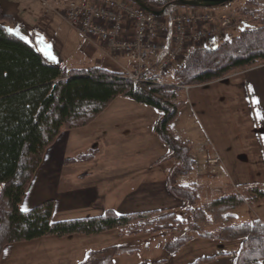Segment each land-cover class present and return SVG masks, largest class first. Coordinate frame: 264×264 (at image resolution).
<instances>
[{
    "label": "trees",
    "instance_id": "16d2710c",
    "mask_svg": "<svg viewBox=\"0 0 264 264\" xmlns=\"http://www.w3.org/2000/svg\"><path fill=\"white\" fill-rule=\"evenodd\" d=\"M143 1L152 11L170 4V0ZM174 10L170 7L168 14ZM234 11L248 19L251 27L218 48L189 50L173 72L172 82L166 80L171 71L153 75V63L139 81H130L124 72L100 67L68 70L51 64L28 42L8 31L15 19L3 13L0 0V260L4 249L12 245L117 230L123 236L195 232L213 241H241L237 264H264V224L260 220L234 224L237 209L264 202V188L242 186L240 192L202 201L196 184L182 183L184 177L196 174L197 156L172 130L185 106L178 98L183 88L264 65V0H245ZM118 99L159 113L154 132L167 152L156 163L173 164L167 187L184 204L183 217L164 208L123 215L108 211L99 217L56 222L53 200L23 210L22 203L45 154L62 132L93 125ZM113 256L82 264H112ZM211 260L201 259L196 264Z\"/></svg>",
    "mask_w": 264,
    "mask_h": 264
},
{
    "label": "crops",
    "instance_id": "0c3cea01",
    "mask_svg": "<svg viewBox=\"0 0 264 264\" xmlns=\"http://www.w3.org/2000/svg\"><path fill=\"white\" fill-rule=\"evenodd\" d=\"M63 1L55 0L59 6ZM125 63L123 66L132 69L130 60ZM178 98L185 106L172 125L173 132L193 147L198 164L210 154L221 160L214 183L197 174L188 183L196 184L200 194L207 195L215 187H232L236 192L242 191V186L264 188V65L206 85L183 88ZM157 118L158 113L149 107L118 99L96 121L101 126L99 135L63 131L47 150L22 209L53 200L56 222L99 217L108 211L123 215L173 210L175 206L185 209L167 187L173 164L156 163L167 152L154 132ZM91 148L94 153L86 152ZM235 215V221H240L236 224L255 220L264 224V202L237 209ZM240 215L243 220H238ZM134 240L117 230L46 237L5 248L0 264H82L107 255H114L112 264H196L205 258L212 260L204 264H237L242 248L241 241L212 240V248L226 249H212L191 259L182 255L171 262L166 245L156 246L153 239L148 253H162V258L151 261L149 256L137 258L140 246Z\"/></svg>",
    "mask_w": 264,
    "mask_h": 264
},
{
    "label": "rangeland",
    "instance_id": "374dc122",
    "mask_svg": "<svg viewBox=\"0 0 264 264\" xmlns=\"http://www.w3.org/2000/svg\"><path fill=\"white\" fill-rule=\"evenodd\" d=\"M244 3L245 0H236L231 6L214 9L213 14L217 15L218 17L227 15L231 17L232 27L225 34L228 36L225 37V35H219L215 41L209 40L199 45H190L187 52L196 47H204L205 49L218 48L225 40L236 37L245 29H249L251 26L248 19L241 17L234 11L237 7L242 6ZM1 8L4 14L10 15L15 19L14 25L7 26L8 29L13 30L11 33L28 42L39 53L43 54L51 64L59 65L68 70L100 67L114 72L123 71L126 75L129 72L132 73L134 64L131 61L132 69H127L125 66H123L125 61L128 62V60H130L127 56L110 51L105 45H100V43L96 40L89 42V40H86L78 30L72 28L67 23L65 19L64 4L59 6L55 0H1ZM54 8L56 11H53ZM195 9L197 8H178L174 10V13H192ZM167 14L168 12L165 15ZM183 62L184 58L174 64L173 70H170L171 72L166 77L168 82H172L173 72L177 70L183 64ZM118 67H121L122 69L120 68V70ZM155 112L158 113L157 111ZM100 127V124L96 122V124L94 123L87 128L72 131V135H99ZM64 131L66 132L69 130ZM207 147H209L208 143L206 144V149ZM86 152H89V154L94 153V149L91 148L90 151ZM210 155L207 156L203 162L198 164L197 168L207 164V159L210 157ZM151 159L152 157L148 158V160ZM220 167L221 164L217 169L215 179H212L211 181L199 175L197 170L196 174L202 177L208 183H214L219 174ZM194 179L195 174H190L189 176H186L182 179V183L187 184L189 180ZM1 189L2 186L0 185V191ZM217 190L220 192L215 194L214 197L212 194ZM209 193L208 195L203 193L200 194L202 201L211 198L216 199L231 193H236V191L232 187L225 189L215 187L212 188ZM173 211L176 212L179 217H183L184 215V209H181L178 206H175ZM238 220H243V216H238ZM238 222L240 221L236 220L234 221V224ZM164 234L169 233L163 232L159 234H144L126 237L135 239L134 242L140 246L139 251L135 253L137 258L149 256L148 258L151 261H156L162 258V253H148L150 250V241L153 242V239L156 246H160L161 244L166 245L165 251L171 255V262L177 261L178 256L182 255H186L187 259H191L195 258L197 255H200L201 253L206 254L208 251L211 252L212 249L219 251L226 249L212 248V240L201 238L197 236L195 232H190L187 234L174 233V236H168L169 238L167 237L165 239L163 236Z\"/></svg>",
    "mask_w": 264,
    "mask_h": 264
},
{
    "label": "built area",
    "instance_id": "2783aa9c",
    "mask_svg": "<svg viewBox=\"0 0 264 264\" xmlns=\"http://www.w3.org/2000/svg\"><path fill=\"white\" fill-rule=\"evenodd\" d=\"M63 4L67 23L86 40H96L130 59L134 64L126 75L130 81H139L151 63L156 65L153 75L169 72L190 45L215 41L232 27L229 15L218 17L209 9L156 17L129 0H64ZM220 164L219 157L211 154L197 173L214 180Z\"/></svg>",
    "mask_w": 264,
    "mask_h": 264
},
{
    "label": "water",
    "instance_id": "95a60500",
    "mask_svg": "<svg viewBox=\"0 0 264 264\" xmlns=\"http://www.w3.org/2000/svg\"><path fill=\"white\" fill-rule=\"evenodd\" d=\"M137 6L143 8L149 14L157 17L165 15L169 8H197V9H209L214 10L218 8H224L231 6L236 0H170V4L166 5L161 11H152L148 9L143 0H129Z\"/></svg>",
    "mask_w": 264,
    "mask_h": 264
},
{
    "label": "snow or ice",
    "instance_id": "6c2138e0",
    "mask_svg": "<svg viewBox=\"0 0 264 264\" xmlns=\"http://www.w3.org/2000/svg\"><path fill=\"white\" fill-rule=\"evenodd\" d=\"M8 31L9 32H13V30L12 29H8ZM18 34V33H17ZM257 118H261L260 116H259V114H258V117ZM25 211H26V209H25Z\"/></svg>",
    "mask_w": 264,
    "mask_h": 264
},
{
    "label": "bare ground",
    "instance_id": "6f19581e",
    "mask_svg": "<svg viewBox=\"0 0 264 264\" xmlns=\"http://www.w3.org/2000/svg\"><path fill=\"white\" fill-rule=\"evenodd\" d=\"M65 6V5H64Z\"/></svg>",
    "mask_w": 264,
    "mask_h": 264
}]
</instances>
